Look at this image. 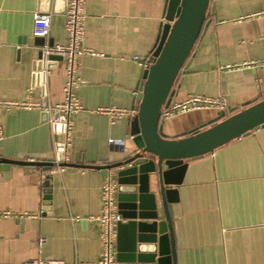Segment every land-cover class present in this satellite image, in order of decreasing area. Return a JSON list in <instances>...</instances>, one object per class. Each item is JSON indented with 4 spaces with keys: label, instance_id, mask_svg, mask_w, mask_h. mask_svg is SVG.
Listing matches in <instances>:
<instances>
[{
    "label": "crops",
    "instance_id": "0c3cea01",
    "mask_svg": "<svg viewBox=\"0 0 264 264\" xmlns=\"http://www.w3.org/2000/svg\"><path fill=\"white\" fill-rule=\"evenodd\" d=\"M164 6L165 0H86L83 45L95 54L77 57L75 94L83 108L71 116L68 144L64 126L44 109L0 105V211L22 214L0 216V264L99 259L101 185L109 172L116 179L118 170L103 166L134 149L127 138L133 116L110 124L93 110L138 108L142 67L134 57L153 52ZM65 9L66 0H0V101L62 100L65 60L39 57L32 29L34 13L48 12L45 43H65ZM173 88L171 101L221 96L224 110L264 98V0H209L201 34ZM220 110L174 115L165 119L162 134L179 137ZM110 138L123 139V149ZM17 160L67 164L44 170ZM186 162L172 203L176 264H264V127ZM40 208L43 213L33 217ZM116 244L117 228L115 258Z\"/></svg>",
    "mask_w": 264,
    "mask_h": 264
},
{
    "label": "water",
    "instance_id": "95a60500",
    "mask_svg": "<svg viewBox=\"0 0 264 264\" xmlns=\"http://www.w3.org/2000/svg\"><path fill=\"white\" fill-rule=\"evenodd\" d=\"M209 0H165L164 21L157 44L141 69L135 92L137 113L129 122L130 154L106 168H118L117 203L122 220L117 223L116 261L176 264L172 228V203L182 182L186 160L213 151L222 144L264 127V98L242 108L220 110L215 117L179 137L162 134L161 111L174 95L173 85L201 34ZM34 46L53 41L35 36ZM50 60L66 59L49 55ZM122 144V149H123ZM123 151V150H122ZM42 166L44 170L67 163L12 161ZM46 198V196H45Z\"/></svg>",
    "mask_w": 264,
    "mask_h": 264
},
{
    "label": "built area",
    "instance_id": "2783aa9c",
    "mask_svg": "<svg viewBox=\"0 0 264 264\" xmlns=\"http://www.w3.org/2000/svg\"><path fill=\"white\" fill-rule=\"evenodd\" d=\"M86 0H66L64 30L67 35V41L63 44L53 43L45 44L42 47L44 57L47 60L49 55H58L65 57L66 80L62 86L63 98L60 101L42 104L41 102L27 101H0V105L6 108L11 106L22 107L25 109L40 108L50 114V121L60 123L66 131V143L69 142V132L71 129V116L80 111L83 107L75 94L79 81L76 76L77 57L82 54L94 55L95 52L83 45L85 37V11ZM51 14L48 12H35L33 15L32 34L37 37H47L50 33ZM151 55L141 58L135 56L134 59L139 61L142 68L148 66V60ZM230 68V66H227ZM226 109V104L221 96H209L202 94H189L181 101H171L167 107L161 111V117L168 119L174 115L189 112L192 110H200L206 108ZM99 114L108 116L109 123L115 124L118 120L125 116H134L137 113L135 108L119 107L110 105L105 107H97L93 110ZM2 138V129L0 127V139ZM109 143L122 145L123 139H109ZM40 208L37 213L32 214L33 217H39L43 213ZM21 217V213H10L9 211H0V216ZM99 225V239L101 242V254L97 261L91 263L77 264H121L115 258V239L117 223L122 220L118 212L117 203V181L111 172L107 173L101 185V210L96 218ZM24 264H60L46 261L42 258H33L25 261Z\"/></svg>",
    "mask_w": 264,
    "mask_h": 264
}]
</instances>
